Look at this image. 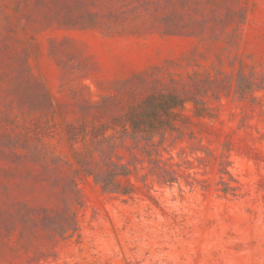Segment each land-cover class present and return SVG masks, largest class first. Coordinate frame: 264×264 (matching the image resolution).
<instances>
[{
  "label": "rangeland",
  "instance_id": "1",
  "mask_svg": "<svg viewBox=\"0 0 264 264\" xmlns=\"http://www.w3.org/2000/svg\"><path fill=\"white\" fill-rule=\"evenodd\" d=\"M0 264H264V0H0Z\"/></svg>",
  "mask_w": 264,
  "mask_h": 264
},
{
  "label": "trees",
  "instance_id": "2",
  "mask_svg": "<svg viewBox=\"0 0 264 264\" xmlns=\"http://www.w3.org/2000/svg\"><path fill=\"white\" fill-rule=\"evenodd\" d=\"M186 102V99H182L175 94L156 93L148 96L133 108L127 114V121L135 134L147 133L152 136L155 134L164 136L172 128L173 122L178 116L177 109L184 108ZM121 168H123L121 169L123 171L111 172L109 177L96 174L95 179L102 184L105 190L128 193L126 189L120 187L119 179L120 175L128 176V169L126 166ZM85 172L89 175L94 174L90 169H86Z\"/></svg>",
  "mask_w": 264,
  "mask_h": 264
}]
</instances>
